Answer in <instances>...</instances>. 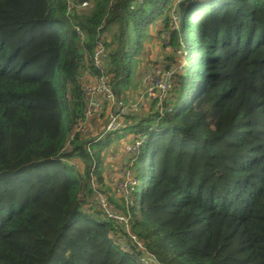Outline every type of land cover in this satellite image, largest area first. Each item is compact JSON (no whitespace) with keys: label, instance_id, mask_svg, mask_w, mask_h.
Wrapping results in <instances>:
<instances>
[{"label":"trees","instance_id":"trees-1","mask_svg":"<svg viewBox=\"0 0 264 264\" xmlns=\"http://www.w3.org/2000/svg\"><path fill=\"white\" fill-rule=\"evenodd\" d=\"M151 27L181 53L165 111L79 133L96 44L121 96L129 31L139 51ZM128 128L145 141L118 210L156 263L264 264V0H0V264H142L93 205L104 150Z\"/></svg>","mask_w":264,"mask_h":264},{"label":"rangeland","instance_id":"rangeland-1","mask_svg":"<svg viewBox=\"0 0 264 264\" xmlns=\"http://www.w3.org/2000/svg\"><path fill=\"white\" fill-rule=\"evenodd\" d=\"M88 8H90V5L88 6ZM75 9H82L81 4H75V6H72V11H75ZM163 19L164 18H161L159 20V25L164 24ZM161 29H155L154 27L149 28L148 31L145 32L146 36H144L142 47L139 51H135V48L133 46L136 43V34L133 31H129L130 49L129 57L128 59H126V66L130 65L132 72H136L141 69L144 63H148V65L152 64L151 67H153L154 71L155 69L160 70L159 67H164L165 69H162L163 71H166L173 67L181 68V53L179 51L177 52L169 46L168 41L166 40V33L163 28ZM107 65L109 66L108 61ZM178 72L179 70H177L176 74ZM175 77L177 76L175 75ZM124 81L125 83H121L119 89L117 90L121 96L123 95L124 91L128 93L129 96H133L137 91H139V85L131 81V79L129 80V82L126 81V75H124ZM102 116L104 115H101L100 117ZM107 122L108 118L105 119V125ZM65 123L67 125V121ZM136 123L137 120L134 122V124ZM134 124L132 123V125ZM131 130V128L124 130L126 132L125 134H123V136L129 135ZM138 139L134 140L133 143L128 146V151L124 159L122 161L117 162L115 161V159H113L114 155L117 154V151L112 154L113 147L116 148V140L110 141L107 149L104 150L103 153L104 162L102 164V179H99L98 181L96 179L93 180L92 189L95 191L94 197L96 199V203L93 205H96L97 208L102 211L104 218L112 219L122 225L123 233H121L119 236L122 240L121 244L124 245L125 249L127 250L126 252L132 253V249L129 248L126 244L128 241L126 237H128L136 245V250L140 253V258L138 260L140 263L157 264L154 258L151 257L150 253L146 251L142 242L130 230L129 217L124 214H121V212L118 210L119 206L133 205L132 193L134 187L137 186V180L132 176V167L134 165L135 158L138 155V152L134 149L133 146L135 145L136 141H138ZM125 140L121 141V144ZM73 165H75V163H73ZM76 167L81 168L82 170L85 169L82 163H77ZM94 167L95 166H93V169ZM94 171L95 169L91 172Z\"/></svg>","mask_w":264,"mask_h":264},{"label":"built area","instance_id":"built-area-1","mask_svg":"<svg viewBox=\"0 0 264 264\" xmlns=\"http://www.w3.org/2000/svg\"><path fill=\"white\" fill-rule=\"evenodd\" d=\"M141 1L142 0H139V2ZM89 5V2L85 1L81 4V8H88ZM72 6H75V4L71 5V8ZM75 30L79 35L83 36L80 28L76 27ZM108 56L105 43L103 40H100L96 44L95 51L92 55L95 72H90V76H92L93 82L86 87L87 121L101 115L105 111V108L109 111L107 117L108 122L104 127L105 134L120 131L125 126V119L127 117H137L144 108V104L141 102L135 105H123L114 93L112 87L108 83V77L106 75ZM177 70H180V68L175 67L164 72L155 69V75L146 86L147 90L145 92L144 101L157 103V110L160 113L165 111L164 105L170 100ZM85 124L78 129L79 133L84 134L86 132ZM73 138L74 135H71L70 139ZM144 141V137L136 141L133 147L137 152Z\"/></svg>","mask_w":264,"mask_h":264},{"label":"crops","instance_id":"crops-1","mask_svg":"<svg viewBox=\"0 0 264 264\" xmlns=\"http://www.w3.org/2000/svg\"><path fill=\"white\" fill-rule=\"evenodd\" d=\"M151 66H152V64L148 65V63H144V65L142 66L141 69H139L136 72L135 71L132 72L131 81H133L134 83L139 85V91H137L133 96H129V94L126 93L125 91L123 92L122 96L117 95V97L119 98V100L121 101V103L123 105H135V104L141 102L144 104V107L148 106V105L150 106L151 103H149L148 101H144V96H145V92L147 90V87H146L147 84H149L151 78L155 75L153 67H151ZM173 68H175V67H173ZM159 69L161 70V72H164L163 70L165 68L159 67ZM92 82H93V78H92V76H90V71H88L84 75L85 86L86 87L89 86ZM117 94H118V92H117ZM144 110L145 109L143 108V111ZM143 111L139 115H142ZM108 113H109V111L107 110V108H105L104 113L101 114L104 116L100 117L101 115H99L98 117H95V118L86 122L85 128H86V132L88 133V136H90L91 138H97V140L98 139L100 140L102 138V136L105 134V132H104L105 123L104 122H105V119L108 117ZM123 140H125V141L121 144V141H123ZM133 141H134V138L130 134L127 136H122V138L116 140V142H115L116 148L113 147V151H112V154H114V152L117 151V154L115 153L116 155H114V158H113V159H115L116 162L122 161L124 159V157L128 151V146L131 145V143H133Z\"/></svg>","mask_w":264,"mask_h":264},{"label":"water","instance_id":"water-1","mask_svg":"<svg viewBox=\"0 0 264 264\" xmlns=\"http://www.w3.org/2000/svg\"><path fill=\"white\" fill-rule=\"evenodd\" d=\"M217 174L220 175L219 172H217Z\"/></svg>","mask_w":264,"mask_h":264}]
</instances>
